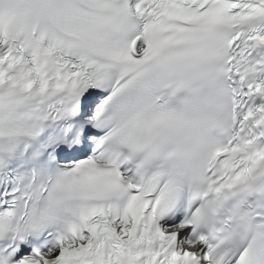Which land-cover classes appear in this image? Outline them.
<instances>
[{"label": "snow or ice", "instance_id": "6c2138e0", "mask_svg": "<svg viewBox=\"0 0 264 264\" xmlns=\"http://www.w3.org/2000/svg\"><path fill=\"white\" fill-rule=\"evenodd\" d=\"M0 264H264V0H0Z\"/></svg>", "mask_w": 264, "mask_h": 264}]
</instances>
